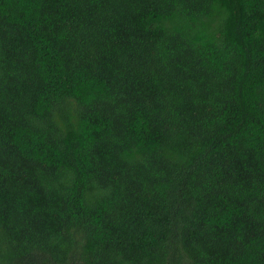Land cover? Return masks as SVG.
<instances>
[{"label":"trees","instance_id":"obj_1","mask_svg":"<svg viewBox=\"0 0 264 264\" xmlns=\"http://www.w3.org/2000/svg\"><path fill=\"white\" fill-rule=\"evenodd\" d=\"M0 264H264V0H0Z\"/></svg>","mask_w":264,"mask_h":264}]
</instances>
